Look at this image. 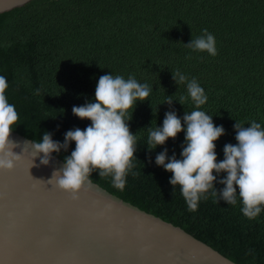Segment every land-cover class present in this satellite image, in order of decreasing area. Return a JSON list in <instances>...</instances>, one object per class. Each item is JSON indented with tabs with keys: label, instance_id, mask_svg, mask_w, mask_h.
<instances>
[{
	"label": "trees",
	"instance_id": "trees-1",
	"mask_svg": "<svg viewBox=\"0 0 264 264\" xmlns=\"http://www.w3.org/2000/svg\"><path fill=\"white\" fill-rule=\"evenodd\" d=\"M205 28L215 36L216 56L185 46ZM177 69L204 88L208 100L200 110L225 129L216 141L218 161L223 160L224 146L238 143L237 121L264 127V0H31L0 13V75L8 80L6 96L19 114L15 132L33 141L50 132L63 143L67 131L91 124L72 108L95 101L100 76H135L152 89L147 101L129 110V115L134 110L130 130L139 142L135 167L123 190L98 171L90 179L238 264H264V211L249 219L239 196L236 205H228L210 194L189 211L179 186L173 195V174L155 158L167 148L169 158L181 159L185 132L148 150V128L162 127L165 113L174 110L183 119L194 110L190 97L179 103L187 89L173 80ZM75 147L73 141L54 153L65 161Z\"/></svg>",
	"mask_w": 264,
	"mask_h": 264
},
{
	"label": "clouds",
	"instance_id": "clouds-1",
	"mask_svg": "<svg viewBox=\"0 0 264 264\" xmlns=\"http://www.w3.org/2000/svg\"><path fill=\"white\" fill-rule=\"evenodd\" d=\"M203 34L193 37L186 47L194 52L217 55L216 39L206 28ZM191 59V56L187 57ZM203 59V57H201ZM176 84H186L187 96H181L179 103L190 97L194 110L185 112L183 119L174 110L165 113L163 126L149 127L148 150L165 145L185 132L181 159L175 155L169 158L167 148L157 154L155 163L173 175L170 184L173 195L176 187L184 197L189 211H196L201 199L210 194L217 202L237 204V196L242 202L241 212L249 219H255L264 211V127L256 121L250 127L238 121L234 125L238 143L224 146V159L218 161L216 141L225 134L223 126H216L212 115L200 110L208 97L203 87L193 78H188L177 69L173 72ZM9 87L5 76L0 75V170H13L21 155L13 149L18 144L12 139L14 125H18L19 114L9 103L6 90ZM152 89L147 83H140L135 76L125 79L121 75L100 76L95 89V101L82 106H73L72 112L80 119H88L91 124L85 129L75 128L65 133L64 142L54 141L50 132H45L39 141H26L33 149V158L41 157V164L48 165L52 153L67 150L74 141L75 149L65 157L63 167L53 172L52 179L62 190L78 198L91 174L99 172L100 177H112L113 186L123 190L127 176L135 167L137 134L130 130L129 121L138 101H147ZM36 95L40 89H36ZM165 102L173 104L172 96ZM134 109L129 115V110ZM186 125V127H185ZM226 173L221 177L219 174ZM138 175V173H132ZM224 185L217 189L216 184ZM238 189V191H237Z\"/></svg>",
	"mask_w": 264,
	"mask_h": 264
},
{
	"label": "water",
	"instance_id": "water-1",
	"mask_svg": "<svg viewBox=\"0 0 264 264\" xmlns=\"http://www.w3.org/2000/svg\"><path fill=\"white\" fill-rule=\"evenodd\" d=\"M31 0H0V13ZM21 155L0 170V264H238L183 228L110 193L90 178L77 199L60 189L33 141L14 130Z\"/></svg>",
	"mask_w": 264,
	"mask_h": 264
}]
</instances>
